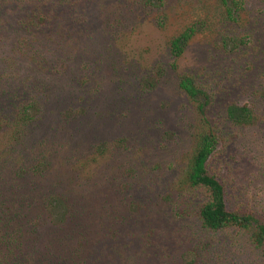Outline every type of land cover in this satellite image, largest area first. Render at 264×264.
Listing matches in <instances>:
<instances>
[{
    "label": "rangeland",
    "instance_id": "374dc122",
    "mask_svg": "<svg viewBox=\"0 0 264 264\" xmlns=\"http://www.w3.org/2000/svg\"><path fill=\"white\" fill-rule=\"evenodd\" d=\"M236 9L0 0V264H264L245 230L202 227L206 193L182 179L200 122L188 72L213 95L208 171L229 210L264 222V0Z\"/></svg>",
    "mask_w": 264,
    "mask_h": 264
},
{
    "label": "trees",
    "instance_id": "16d2710c",
    "mask_svg": "<svg viewBox=\"0 0 264 264\" xmlns=\"http://www.w3.org/2000/svg\"><path fill=\"white\" fill-rule=\"evenodd\" d=\"M159 1V0H157ZM224 7L225 18L232 20L237 12L240 0H220ZM194 29L189 26L175 35L170 41L171 52L178 56L182 53ZM178 87L194 104L199 115V127L194 134L191 153L183 169V181L191 188L202 189L206 199L198 208V217L203 228L218 230L227 227H236L249 234L251 243L261 248L264 256V222L251 214L229 210L226 204L225 190L222 183L207 169V160L217 144V134L208 120L207 108L213 95L200 83L196 76L185 72L178 81ZM31 105L22 108L20 119L31 116ZM227 118L236 124H244L252 119L251 110L246 105L230 104L226 108ZM53 211L57 213L61 201L53 198Z\"/></svg>",
    "mask_w": 264,
    "mask_h": 264
}]
</instances>
